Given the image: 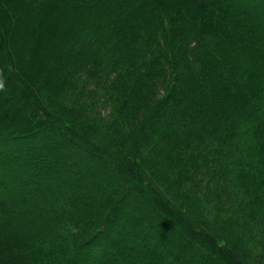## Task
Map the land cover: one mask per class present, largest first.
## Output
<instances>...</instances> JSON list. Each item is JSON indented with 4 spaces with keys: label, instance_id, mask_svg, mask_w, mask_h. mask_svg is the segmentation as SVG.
Wrapping results in <instances>:
<instances>
[{
    "label": "trees",
    "instance_id": "16d2710c",
    "mask_svg": "<svg viewBox=\"0 0 264 264\" xmlns=\"http://www.w3.org/2000/svg\"><path fill=\"white\" fill-rule=\"evenodd\" d=\"M0 264H264V0H0Z\"/></svg>",
    "mask_w": 264,
    "mask_h": 264
},
{
    "label": "clouds",
    "instance_id": "9594fccd",
    "mask_svg": "<svg viewBox=\"0 0 264 264\" xmlns=\"http://www.w3.org/2000/svg\"><path fill=\"white\" fill-rule=\"evenodd\" d=\"M5 90V78L2 73H0V91Z\"/></svg>",
    "mask_w": 264,
    "mask_h": 264
}]
</instances>
